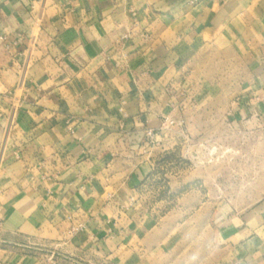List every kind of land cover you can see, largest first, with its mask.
Instances as JSON below:
<instances>
[{"label":"crops","instance_id":"0c3cea01","mask_svg":"<svg viewBox=\"0 0 264 264\" xmlns=\"http://www.w3.org/2000/svg\"><path fill=\"white\" fill-rule=\"evenodd\" d=\"M192 1L0 0V264H264V199L148 212L163 116L264 125V0Z\"/></svg>","mask_w":264,"mask_h":264},{"label":"rangeland","instance_id":"374dc122","mask_svg":"<svg viewBox=\"0 0 264 264\" xmlns=\"http://www.w3.org/2000/svg\"><path fill=\"white\" fill-rule=\"evenodd\" d=\"M218 81L216 78L210 83L216 85ZM227 81V86L233 88L234 82L229 78ZM218 109L188 110L185 115L172 118L174 125L161 126L152 155L156 166L153 176L160 184L156 192L164 205H147L148 212L155 210L162 217L174 213L178 220H185L191 213L203 214L205 200L211 202L206 208L213 217L220 208L233 214L248 211L263 201L264 125L250 119L238 127L229 125ZM177 181L192 184L201 204L189 209L171 203V183ZM220 202L225 205L220 206Z\"/></svg>","mask_w":264,"mask_h":264},{"label":"built area","instance_id":"2783aa9c","mask_svg":"<svg viewBox=\"0 0 264 264\" xmlns=\"http://www.w3.org/2000/svg\"><path fill=\"white\" fill-rule=\"evenodd\" d=\"M198 0H193L192 3L197 2ZM135 15V13H132ZM0 40L6 42L5 37H0ZM175 121L169 116H163L162 128L166 125H174ZM148 136L152 135L151 131L147 133ZM86 229L85 223L77 222L72 225L67 231L66 236L70 239L81 235ZM48 260L54 264H90L85 262L83 259L75 257L73 255L62 253L56 248H53L49 253Z\"/></svg>","mask_w":264,"mask_h":264}]
</instances>
